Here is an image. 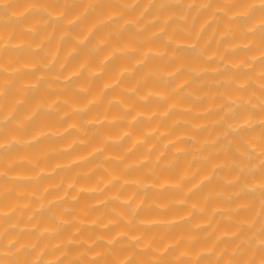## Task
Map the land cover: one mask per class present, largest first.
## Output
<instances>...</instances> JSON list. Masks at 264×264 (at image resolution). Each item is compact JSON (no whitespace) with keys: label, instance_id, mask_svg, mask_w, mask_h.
<instances>
[{"label":"clouds","instance_id":"obj_1","mask_svg":"<svg viewBox=\"0 0 264 264\" xmlns=\"http://www.w3.org/2000/svg\"><path fill=\"white\" fill-rule=\"evenodd\" d=\"M0 264H264V0H0Z\"/></svg>","mask_w":264,"mask_h":264}]
</instances>
